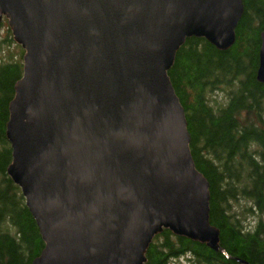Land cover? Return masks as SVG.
<instances>
[{
	"label": "water",
	"instance_id": "obj_1",
	"mask_svg": "<svg viewBox=\"0 0 264 264\" xmlns=\"http://www.w3.org/2000/svg\"><path fill=\"white\" fill-rule=\"evenodd\" d=\"M243 14V0H0L24 51L7 173L44 243L32 264H146L165 230L221 250L169 72L188 39L230 50Z\"/></svg>",
	"mask_w": 264,
	"mask_h": 264
},
{
	"label": "trees",
	"instance_id": "obj_2",
	"mask_svg": "<svg viewBox=\"0 0 264 264\" xmlns=\"http://www.w3.org/2000/svg\"><path fill=\"white\" fill-rule=\"evenodd\" d=\"M243 6L230 50L188 39L169 72L186 112L195 165L210 184V222L220 230L221 250L165 230L146 264L185 256L196 264H264V84L257 81L264 0H243ZM23 55L0 19V264H32L44 249L21 189L7 173L12 148L6 126ZM249 216L254 229L245 223Z\"/></svg>",
	"mask_w": 264,
	"mask_h": 264
},
{
	"label": "rangeland",
	"instance_id": "obj_3",
	"mask_svg": "<svg viewBox=\"0 0 264 264\" xmlns=\"http://www.w3.org/2000/svg\"><path fill=\"white\" fill-rule=\"evenodd\" d=\"M6 19V18H5ZM24 56V55H23ZM237 207V206H236ZM247 221L245 222L248 229H254L255 227V219L253 218V216H249L246 218ZM169 264H196L195 262L193 263L192 259H189V257L185 256V257H182L180 259H177V260H174V261H171Z\"/></svg>",
	"mask_w": 264,
	"mask_h": 264
}]
</instances>
